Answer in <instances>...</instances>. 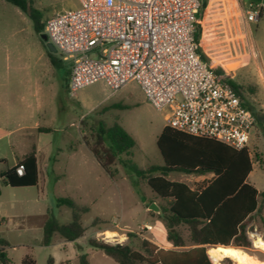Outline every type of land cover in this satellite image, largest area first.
I'll use <instances>...</instances> for the list:
<instances>
[{"label":"rangeland","instance_id":"rangeland-1","mask_svg":"<svg viewBox=\"0 0 264 264\" xmlns=\"http://www.w3.org/2000/svg\"><path fill=\"white\" fill-rule=\"evenodd\" d=\"M32 1L43 14L42 22L57 13L78 7V0ZM249 1L207 0L201 47L210 66L241 87L242 99L256 114L249 147L253 171L248 180L260 193H264V7L258 22H248L246 10ZM40 43V35L36 34L29 16L16 6L0 0V173L29 148L33 139L20 128L25 101L43 94L50 100L53 98L56 106L63 102V119L69 117L74 120L89 144L94 140L96 122L102 121L107 125L117 122L135 140L133 160L140 168L163 165L157 139L167 126L166 112L157 110L138 84L131 83L111 93L105 84L95 83L71 96L58 81H50L44 60L37 54ZM53 54L60 59L56 52ZM65 65L68 67L70 64ZM50 82L53 85L51 89ZM45 137L55 144L65 140L63 133ZM76 140V137L70 138L68 145L76 147ZM114 167L117 170L114 179L109 178L99 164L83 169L70 168L65 176H62L63 170L57 169L55 174L48 170L51 183L39 188H13L5 185L0 178V216L5 222L0 223V238L8 243L7 253L12 264H21L26 254L32 255L36 264H49L50 256L55 257V264H80L82 254L86 255L89 264H118L103 251L89 246L87 241L96 238L122 243L125 239H122L121 233L114 235L98 231L115 224L127 231L123 234L131 232L129 244L133 250L140 249L137 240L140 234L157 241L165 240L156 230L145 231L142 226L145 223L155 225V220L162 222L159 214L161 207L167 203L156 197L145 179L138 180V194L133 186L135 176L119 162ZM212 177V174L199 176L180 172L168 175L169 180L184 182L192 188L204 185ZM58 197H70L90 210L82 216V225L86 229L83 237L70 242L65 250L58 247L49 250L40 246L43 238L41 215L52 210L61 224L72 221L69 208L56 207ZM153 204L159 208L158 212L149 210ZM95 219L103 223L93 225ZM179 231L189 246L188 228L182 226ZM248 235L252 247L240 250L264 263V250L255 246L257 238L264 241L263 195L259 198L258 212L248 225ZM221 264L234 263L224 259Z\"/></svg>","mask_w":264,"mask_h":264},{"label":"built area","instance_id":"built-area-1","mask_svg":"<svg viewBox=\"0 0 264 264\" xmlns=\"http://www.w3.org/2000/svg\"><path fill=\"white\" fill-rule=\"evenodd\" d=\"M263 7L264 0L249 1L247 21L258 22ZM200 9L201 0H78L49 17L44 33L70 64L71 96L95 83L111 93L136 83L171 129L251 155L255 115L198 53ZM16 171L22 176L23 166Z\"/></svg>","mask_w":264,"mask_h":264},{"label":"trees","instance_id":"trees-1","mask_svg":"<svg viewBox=\"0 0 264 264\" xmlns=\"http://www.w3.org/2000/svg\"><path fill=\"white\" fill-rule=\"evenodd\" d=\"M5 1L29 16L36 34L44 33L43 14L34 7L32 0ZM206 7L207 0H201L195 40L198 53L207 60L201 47L202 20ZM42 43L50 55L52 65L66 78L70 69H65L62 61L43 41ZM226 81L241 95L239 85L230 79ZM244 105L256 118L249 104L244 102ZM93 139V143L89 144L90 150L110 178L116 177L117 170L114 165L119 162L126 171L135 176L133 186L138 194V180L145 179L156 197L167 203L161 207L159 218L164 224L167 241L172 248H159L146 239L141 240L139 250H133L130 244L111 243L96 238L88 239L89 246L103 251L118 264H214L207 254L210 248L252 247L248 225L258 212L259 198L264 196V193H260L248 180L253 171L249 149L237 151L216 140L194 137L165 126L157 139L163 165L140 168L133 160L136 142L119 123L107 125L102 121L96 122ZM19 166L24 169L22 176L16 171ZM172 172L199 176L212 174L213 177L204 185L192 188L184 182L169 180L168 175ZM0 178L5 185L13 188L36 187L39 182V170L35 150L13 167L1 172ZM56 207L69 208L72 221L61 224L53 211L47 210L42 240L45 246L51 244L54 235L73 242L83 237L86 232L82 225V216L89 212L88 206L79 205L70 197H58ZM98 223L103 222L98 219L93 221V225ZM182 226L189 230V246L179 231ZM130 236L131 233L128 237ZM0 245V264H12L5 249L7 242L0 239ZM21 264H36V261L26 256ZM80 264H89L86 255H80Z\"/></svg>","mask_w":264,"mask_h":264},{"label":"crops","instance_id":"crops-1","mask_svg":"<svg viewBox=\"0 0 264 264\" xmlns=\"http://www.w3.org/2000/svg\"><path fill=\"white\" fill-rule=\"evenodd\" d=\"M38 50H39L37 51L38 57L44 60V63L46 66L45 68L47 69V72L49 74L50 81L51 82L52 80L58 81L61 87L63 86L64 89L68 92L67 84H68L70 72H69V75L66 78H64L61 72L58 71L52 65V62L50 60V55L47 49L45 48V46L42 45V43H40ZM62 66L65 69L66 68L70 69L69 66L66 67L63 61H62ZM51 82H50V85L52 84ZM51 88H53V85L50 86V89ZM25 104L26 105L23 110L24 115L22 116V125L20 126V128L23 129L24 131H27L26 132L27 137L32 138L33 140L29 148H27L24 152H22V155L20 156V158H15V162L10 167H13L14 165H16V163L19 160L23 159V157H25L27 154H29L34 149L36 158H37L38 170H39V182L36 187L39 188L41 186L49 185L51 183V179L48 176V170H51L52 174L53 173L55 174V171L57 169L63 170L64 174H62V176H65L68 174L67 171H69L70 168L83 169L91 165L95 166L96 164H99L95 156L93 155L92 151L90 150L89 143L84 138V132L79 129L78 125L74 124V120L70 119L69 117H65V119H63L62 113L64 112H61V111H65V107L63 106L62 101L59 102V105L56 106V103H54L53 98H51L50 100V98L44 96L43 94L42 97L37 96V97H34L33 99L30 98L26 100ZM60 119H61V124L59 125L58 122ZM54 133H63L64 139H65L63 140L64 142L61 141L55 144L54 141L46 139L45 136L49 137ZM72 137H76L77 139L76 147L68 145V143H70L69 139ZM45 216H46V213L45 215H41L42 229H43V224L45 221ZM0 223L1 224L5 223L4 218L2 216H0ZM155 223H156L155 225H150L148 223H145L143 224L142 228H145V231L147 230V227H150V229L148 230H156V232L161 234V236L164 237L165 240L157 241L156 238H148L144 234H140L138 235L139 237L137 239L138 243H140L141 240L146 239L154 243L155 245H157L159 248H163V249L172 248V245L167 241V235H166L164 224L157 220H155ZM100 226H103V225H100ZM98 231H107L108 233H113L116 235L117 233H121L122 239H125V241H122V243L127 242L126 244H129L131 240L128 237V233H131V232H128L127 234H123L124 232H127V231L125 229H122L119 225L118 227H115L114 225L113 226L109 225L108 227H102ZM0 239L5 240L4 238H0ZM42 240L40 242V246L48 248L49 250L51 249L55 250L56 247H58L59 250L60 249L65 250L67 245L70 243L64 240L59 235H54L52 238L51 244L48 246L43 245ZM103 240L110 242L106 239H103ZM5 249L7 252L8 243ZM26 256L33 258L32 255L26 254L25 257ZM49 260H50V264L56 263V259L54 256L53 257L50 256Z\"/></svg>","mask_w":264,"mask_h":264},{"label":"bare ground","instance_id":"bare-ground-1","mask_svg":"<svg viewBox=\"0 0 264 264\" xmlns=\"http://www.w3.org/2000/svg\"><path fill=\"white\" fill-rule=\"evenodd\" d=\"M115 235V234H114ZM255 246L261 250H264V241L257 238ZM209 258L214 264H221L225 258L233 261L234 264H264L260 263L254 257L248 255L238 248L218 246L210 248L207 251Z\"/></svg>","mask_w":264,"mask_h":264},{"label":"water","instance_id":"water-1","mask_svg":"<svg viewBox=\"0 0 264 264\" xmlns=\"http://www.w3.org/2000/svg\"><path fill=\"white\" fill-rule=\"evenodd\" d=\"M41 40L45 43L46 47L52 52H56L55 47L48 41V37L45 33L40 35ZM149 210H152L154 212H158L159 208L153 204L151 207H149Z\"/></svg>","mask_w":264,"mask_h":264}]
</instances>
